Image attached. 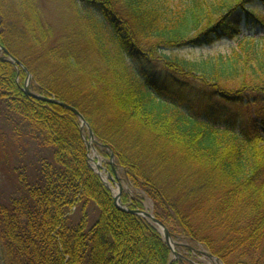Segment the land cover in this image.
I'll return each mask as SVG.
<instances>
[{
	"label": "trees",
	"instance_id": "1",
	"mask_svg": "<svg viewBox=\"0 0 264 264\" xmlns=\"http://www.w3.org/2000/svg\"><path fill=\"white\" fill-rule=\"evenodd\" d=\"M253 1L0 0V44L22 64L0 50V264H183L116 206L80 118L27 95L29 77L83 116L123 207L150 203L177 248L264 264V36L241 27H264ZM46 3L68 18L60 32ZM223 40L237 45L180 54Z\"/></svg>",
	"mask_w": 264,
	"mask_h": 264
},
{
	"label": "rangeland",
	"instance_id": "2",
	"mask_svg": "<svg viewBox=\"0 0 264 264\" xmlns=\"http://www.w3.org/2000/svg\"><path fill=\"white\" fill-rule=\"evenodd\" d=\"M60 5L58 4H51V3H46L44 5V10L47 16V19L53 24L52 26H54L55 30L60 32V30L62 29L61 25L62 22L64 21V19H68L65 17L64 12L61 11V9L59 8ZM249 7L256 9V16H258L259 18H262L264 20V1L262 0H254L251 5H249ZM246 26L243 27V31L245 30L247 35H261L263 32V29H258L253 27V25H258V23H254L252 24V22H247L245 23ZM259 39V38H258ZM237 45V41L234 40H223L221 42H217L216 45L212 46V47H208L205 49H200V50H194V49H184L181 50L180 54L186 57H200L201 55H216L218 53H226L228 52L232 47H236ZM184 95V94H183ZM184 97V96H183ZM197 103L203 104L205 105V103L208 101L207 99H202V100H196L194 99ZM214 102H212L211 104H215V105H223L222 103H216V100H212ZM207 104V103H206ZM257 107L256 106H250V107H241L240 106H231L229 108L230 111H241V112H256ZM90 135L88 134V138L86 141V144L91 145L90 148H87L89 150V159L90 160V164L91 166L94 168L95 171H98L101 173V176L103 178V180H105L110 188V190L113 191V194L117 195L119 193V190L121 189V199L124 193H128V187L127 184H125L122 181H119L117 179H115L113 176L112 179H115L113 181H111V179H109V173L107 172V163L108 161L106 159H103V157L99 154V151L96 149L95 147V143H96V139L94 137V140L89 139ZM111 160L110 162L114 159L113 156H111ZM119 185L121 186V188L119 189ZM131 195V192H129ZM122 202V201H121ZM151 206L150 203H147L146 205V209L148 212H151ZM159 232L162 233V230L159 229ZM184 245V246H183ZM183 245H178L180 246L179 248H175L177 253L179 255L182 256V258L184 259V263L185 264H221L219 261L216 260H210L209 258H206V254L207 253L203 248L201 247H194L193 250H191L192 252H188L187 251V244H183ZM174 258V256H173Z\"/></svg>",
	"mask_w": 264,
	"mask_h": 264
},
{
	"label": "water",
	"instance_id": "3",
	"mask_svg": "<svg viewBox=\"0 0 264 264\" xmlns=\"http://www.w3.org/2000/svg\"><path fill=\"white\" fill-rule=\"evenodd\" d=\"M0 50H3V51H6L0 44ZM6 54H8V57L9 59L14 62L15 64H18L19 66H22V64L20 63V61H18L17 59H14V57L12 55H10L7 51H6ZM29 84H30V78H29V82L26 84L25 86V93L29 96H31V98H35V99H40L47 103H50V104H56V105H59L61 106L63 109H66V110H69L71 112H73L76 116H78L83 124V127H86L88 128V131H89V135H90V138L91 140H94V133L92 131V129L90 128V126L87 124V122L85 121V119L83 118V116L79 113V111L71 106H69L68 104H65L63 102H60V101H57L55 99H49V98H44V97H40V96H37L35 94H32L30 92L29 89ZM87 147L90 148L91 145L87 144ZM100 174V173H99ZM112 175L109 174V179H111V181L115 182L114 180L115 179H112ZM121 188V186L119 185V189ZM121 189L119 190V193L117 195L114 196V200H115V203H116V206L120 209V210H123V211H126V212H129L131 214H134V215H137L141 218H144V219H149L152 221L153 224H155L158 229L162 230V235H163V238L166 242V244L169 246V248L171 249L173 255L175 256V258H180L181 256L176 253L173 249V241L171 238V235L168 231V229H166L165 225L160 222L159 220L155 219V217L151 214V213H148V212H143V211H139V210H129V209H126L122 206L121 204ZM181 262L183 263V260H181Z\"/></svg>",
	"mask_w": 264,
	"mask_h": 264
}]
</instances>
